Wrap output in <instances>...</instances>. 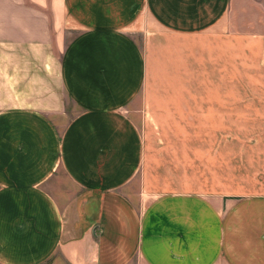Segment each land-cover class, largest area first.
Here are the masks:
<instances>
[{
  "label": "crops",
  "instance_id": "1",
  "mask_svg": "<svg viewBox=\"0 0 264 264\" xmlns=\"http://www.w3.org/2000/svg\"><path fill=\"white\" fill-rule=\"evenodd\" d=\"M0 264H264V0H0Z\"/></svg>",
  "mask_w": 264,
  "mask_h": 264
},
{
  "label": "rangeland",
  "instance_id": "2",
  "mask_svg": "<svg viewBox=\"0 0 264 264\" xmlns=\"http://www.w3.org/2000/svg\"><path fill=\"white\" fill-rule=\"evenodd\" d=\"M133 36L135 39L139 40L140 39V35L137 33V32H134L133 33ZM138 124L140 125L141 123L138 122ZM151 131L149 130V141H150V147L148 149V152L152 151V153H149V155H147V159H146V165H145V168L147 169L148 168V162H151V161H154L156 162V165H158L159 162H163V161H167L166 157L164 154L162 153H157L155 154L154 153V156H153V138L151 136ZM146 135V134H145ZM147 139V138H146ZM157 143H160V145L162 144L161 142H159V139L157 138ZM157 147H160L158 144H156ZM146 150H147V147H146ZM162 173V176H167V172L164 173V172H161Z\"/></svg>",
  "mask_w": 264,
  "mask_h": 264
}]
</instances>
